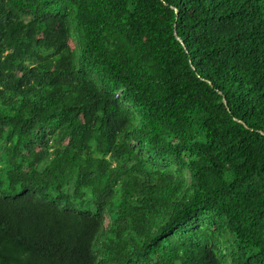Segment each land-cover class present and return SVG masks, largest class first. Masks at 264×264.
Wrapping results in <instances>:
<instances>
[{
    "label": "trees",
    "instance_id": "16d2710c",
    "mask_svg": "<svg viewBox=\"0 0 264 264\" xmlns=\"http://www.w3.org/2000/svg\"><path fill=\"white\" fill-rule=\"evenodd\" d=\"M0 264H264V0H0Z\"/></svg>",
    "mask_w": 264,
    "mask_h": 264
},
{
    "label": "water",
    "instance_id": "95a60500",
    "mask_svg": "<svg viewBox=\"0 0 264 264\" xmlns=\"http://www.w3.org/2000/svg\"><path fill=\"white\" fill-rule=\"evenodd\" d=\"M178 39V38H177ZM179 40V39H178Z\"/></svg>",
    "mask_w": 264,
    "mask_h": 264
}]
</instances>
